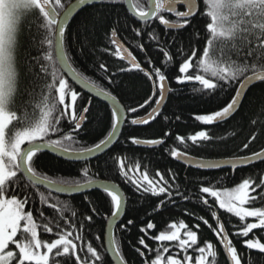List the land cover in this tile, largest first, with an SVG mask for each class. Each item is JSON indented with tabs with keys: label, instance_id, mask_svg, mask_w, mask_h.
<instances>
[{
	"label": "snow or ice",
	"instance_id": "6c2138e0",
	"mask_svg": "<svg viewBox=\"0 0 264 264\" xmlns=\"http://www.w3.org/2000/svg\"><path fill=\"white\" fill-rule=\"evenodd\" d=\"M116 7L120 0H101ZM129 15L140 27L115 21L109 29L111 48L102 51L124 62L127 66L118 69L120 73L139 72L150 84V94L142 103L125 107L106 87L91 79L73 64L66 47V33L70 21L79 15L78 10L93 5V0H0V264H105V253L113 258V264H129L121 251L115 232L109 236L108 246H94L93 240L85 235L86 224L90 225L93 215L78 217L77 212L66 201L53 193H80L98 184L110 204L109 224L115 228L120 220L127 197L117 183L97 181L90 175V168H82L83 179L53 178L39 169L38 161L48 151L59 152L76 161H87L118 139L121 125L127 113L146 111L143 117H134L131 125H150L161 116L168 96L174 91L169 84V76L164 69L174 63L175 56L182 57L178 73L174 77L177 85L198 84L194 92L213 96L231 89L232 94L217 110L196 115L195 119L204 125H213L229 119L242 106L246 90L253 82L264 83V0H125ZM196 18L205 21L206 43L202 50L189 46L185 52L178 48L173 54L162 41L158 32L147 31L156 24L165 33L186 30ZM93 26L106 19L103 15L91 17ZM87 23V22H86ZM87 27L85 31H87ZM130 31L134 38L147 35L156 43L162 53L161 66H155L151 57L147 58L150 70L142 66L137 56L119 38V33ZM200 39V33H194ZM141 53L146 45L136 43ZM83 50V49H82ZM98 70L106 78L108 85L115 83L116 72L109 71L104 62ZM72 81V83H70ZM73 84L87 89L96 97H103L110 103L111 130L91 146H83L77 136L88 120L92 106L89 98L78 111L77 101L81 92ZM165 120L167 116L163 117ZM176 120L180 117L176 116ZM66 121L68 129L62 124ZM253 124L256 121H252ZM56 136L57 138H52ZM171 132H164V137ZM250 135L243 149L256 140ZM133 145H163L164 138L139 139L130 137ZM175 140L183 146L165 149L174 160L186 162L198 169H217L224 165L235 170L254 161H264V150L251 155L236 156L221 161H207L189 155L187 149L212 142L214 137L206 130H200L187 137L177 134ZM189 141L191 144H189ZM126 157L115 156L116 171L126 183L130 182L137 192L159 197L166 195L169 200L175 195L183 200L189 196L180 191L177 176L168 170L169 179L157 170L154 179L147 168L140 171V164L126 166ZM199 187L196 198L204 205L216 222V227L203 216L197 217L215 234L226 259L230 264H242L237 247L218 215L219 210L238 219L240 227L232 236H240L244 247L264 254V235H255L254 230L264 232V176L257 179L246 178L238 185L218 188L215 185ZM47 189V194L40 191ZM39 197L40 207L35 209ZM209 198L215 203H210ZM85 200H88L85 197ZM93 214L99 215L97 208L88 201ZM165 204L160 200L156 210ZM259 204L260 206H255ZM45 208L53 215H46ZM70 214V215H69ZM188 214V213H186ZM253 218L255 222H247ZM134 221L120 223L119 228L127 231ZM156 225L149 221L140 227L143 234L133 245L142 264H217L218 253L210 241L200 245L198 232L189 228L183 220L170 223L165 230L149 235ZM195 229L200 225L195 224ZM41 231L54 238H41ZM253 234V238H249ZM148 240L156 242L150 247ZM95 241H101L95 235ZM167 242V244L165 243ZM175 248V251H173ZM189 250L195 255L189 254ZM182 254V255H181Z\"/></svg>",
	"mask_w": 264,
	"mask_h": 264
},
{
	"label": "trees",
	"instance_id": "16d2710c",
	"mask_svg": "<svg viewBox=\"0 0 264 264\" xmlns=\"http://www.w3.org/2000/svg\"><path fill=\"white\" fill-rule=\"evenodd\" d=\"M141 2L143 3L144 0H141ZM129 13L125 0H120V4L116 7L102 2L94 3L92 6H87L82 11H79V15H76L75 19L70 21V28L66 33V47L69 49L74 66L91 79L106 87L109 91H112L114 95H117V98L126 108L142 103L150 94V84L142 73L118 72L119 67H126L127 65L102 50L105 47H112L109 43L108 33L110 27L115 26L117 19L121 23L126 22L140 27ZM101 14L106 19L93 26L91 17ZM204 26V19L196 18L186 30L166 34L161 26L154 24L147 31H151L154 28L160 34L162 41L167 42L166 46L173 54L177 52L178 48H183L187 53L190 51L189 46L191 45L198 49L199 55V51L202 50L206 43L204 39L206 36ZM86 27L87 31H85ZM196 32L200 33V39L195 37L194 33ZM119 38L137 56V59L140 60L146 70H150L147 64L148 57H151L155 66H161L162 53L157 50L156 43L149 40L147 35L134 38L133 33L124 31L119 33ZM138 42L146 45L144 53H141L135 47ZM181 61L182 57L175 56L174 63L169 64L164 69L169 76L170 87L174 91L169 94L161 116L157 117L150 125L134 126L130 124L132 118L142 116L150 109H141L138 113H128V118L124 123L118 141L111 149L99 157L88 161H71L46 152L38 161L39 169L53 176V178L82 180L81 170L87 166L90 168V175L93 179L112 180L121 185L127 197V205L124 217L120 223L126 224L128 219H132L134 223L129 226L127 231L120 230L119 223L114 232L120 243L121 251L129 264H142L133 247V245H137L138 239L143 235L139 231L140 227L146 226L149 221L153 222L156 227L153 230H149V235H155L159 231L165 230L170 223L179 224L181 220L189 228L198 232L201 246H203L204 241H210L214 244L218 253L217 264H229L226 254L215 234L202 221L197 219V217L203 216L205 219H208L213 227H216V222L211 218L209 210L196 198L199 187L202 186L201 182H203V186H210L209 182H211V185H215L218 188H232L242 182L243 179H257L259 176H264V161L238 168L235 171H232L231 168L202 170L188 167L178 160H174L165 151V149L172 147H178L180 150L185 151L183 146L179 145L175 140V136L179 134L187 137L200 130L208 131L214 137V140L199 147L191 146L186 150L189 154L197 157H235L251 154L264 148V83L257 82L249 88L242 106L229 119L213 125H204L200 121H197L195 116L217 110L232 94L231 89L227 92L208 96L192 90L193 87H199L198 84L177 85L174 77L178 73V66ZM100 62H104L109 66L110 73H117L114 77V84L108 85L106 78L98 70ZM73 86L76 87L77 91L81 92V98L77 101L79 111L80 108L87 104L91 96L79 89L75 84ZM87 115L88 120L76 137L83 146H91L111 130V111L107 103L97 98H92V106ZM164 116H167L168 119L165 120ZM176 116H179L180 119L176 120ZM252 121H256V123L253 124ZM62 124L65 129H68L69 126L66 121H62ZM166 131L171 132V136L165 138L164 132ZM252 134L257 136L256 140L249 145L248 149H243V144L248 142ZM130 137H137L139 139L164 138L165 143L155 147H140L133 145L130 142ZM52 138L57 137L53 136ZM189 144H191L190 141ZM115 156L126 157V166H134L136 163H139L140 171L143 172L147 168L149 176L154 179H158V177H155V172L159 170L171 182L168 175V170L171 169L177 176L180 191L188 195L189 199L183 200L176 196L175 186L173 187V198L171 200L166 195L156 197L151 194L137 192L130 182L126 183L118 175L113 162V157ZM40 191L47 194L48 190L41 187ZM53 195L61 200H66L77 212L78 217L81 214L93 215L92 223L90 225L86 224L85 235L87 239L93 240L94 246L105 245L106 216H110V204L101 189H94L72 196L56 193H53ZM85 197L88 200H85ZM89 200L97 208L99 215L91 212ZM160 200H164L165 204L157 211L156 205L159 204ZM209 200L210 203H213V207H215L214 201L211 198ZM255 206L260 205L257 204ZM30 207L34 209V215L38 216L35 212V209L40 207L38 196L36 197L35 204H31ZM45 214L53 215V212L45 208ZM218 215L221 221L225 223L233 244L237 247L238 254L243 257L242 264H264V254H260L256 250H247L243 245L245 238L231 235L236 228L240 227L238 219L231 216V214L225 213L223 210H219ZM247 222H254L253 218H249ZM195 224L200 225L199 229L193 227ZM254 234L259 236L264 235V232L257 229L254 230ZM95 235H100L101 241H95ZM41 238L51 240L54 237L41 231ZM249 238H253V234H250ZM146 242L149 243L150 247L155 248L157 246L156 242L147 238ZM165 243L167 244V242ZM173 251H175V248H173ZM189 254L195 255L192 250H189ZM105 264H113L108 253H105Z\"/></svg>",
	"mask_w": 264,
	"mask_h": 264
},
{
	"label": "water",
	"instance_id": "95a60500",
	"mask_svg": "<svg viewBox=\"0 0 264 264\" xmlns=\"http://www.w3.org/2000/svg\"><path fill=\"white\" fill-rule=\"evenodd\" d=\"M98 2H101V0H93V4L94 3H98ZM125 4H126V2H125ZM126 7H127V9H128V6H127V4H126ZM129 10V12H130V9H128ZM78 11H80V10H78ZM123 42V41H122ZM126 46V45H125ZM127 47V46H126ZM257 82L256 81H254L253 82V85L254 84H256ZM252 85V86H253ZM79 89H81V90H83V91H85L86 93H88L90 96H91V99L92 98H97V99H99V100H101V101H103V102H105V103H107L109 106H110V103L109 102H107V101H105L104 100V98L103 97H96L94 94H92V93H90L87 89H83V88H81V87H79L78 85H76ZM251 86H249V88H250ZM249 88L246 90V93H247V91L249 90ZM122 103V102H121ZM146 114H144V115H142V116H139V117H143V116H145ZM127 118H128V113H127ZM127 120V119H126ZM126 122V121H125ZM124 122V123H125ZM223 122V121H222ZM124 123L121 125V131L119 132V134H118V139H119V137H120V134H121V132H122V129H123V126H124ZM220 123V122H219ZM139 126H144V125H139ZM118 139L116 140V141H114V143L112 144V145H110L109 146V148H107V149H105L102 153H97V154H95L94 156H92V157H90L88 160H91V159H94V158H97V157H99L100 155H102V154H104L105 152H107L109 149H111L114 145H115V143L118 141ZM138 146H140V147H155V146H157V145H155V146H148V145H138ZM261 150H264V148H262ZM261 150H259V151H261ZM48 152H50V153H52L51 151H48ZM52 154H54V155H56V156H58V157H60V158H63V159H67V160H71V161H76L75 159H73L72 157H70V156H61V154L59 153V152H57V153H52ZM252 154V153H251ZM251 154H247V155H251ZM189 155H191V154H189ZM191 156H194V155H191ZM242 156H245V155H242ZM195 157H197V156H195ZM236 157V156H235ZM235 157H220V158H204V157H197V158H200V159H203V160H207V161H221V162H223V161H225V160H227V159H231V158H235ZM87 160V161H88ZM81 161H83V160H81ZM179 161V160H178ZM179 162H181V163H183L184 165H186V166H188V167H193V166H191V165H188L186 162H183V161H179ZM257 162H259V161H254V162H252L251 164H249V165H252V164H254V163H257ZM249 165H247V166H249ZM247 166H240V167H238V168H242V167H247ZM193 168H196V167H193ZM224 168H230L229 166H227V165H224L223 167H221V168H217V169H202V170H218V169H224ZM237 168V169H238ZM198 169V168H197ZM232 171H235V170H233V169H231ZM97 181H106V182H108V183H117V182H115V181H112V180H107V179H96ZM117 184H119V183H117ZM120 185V184H119ZM120 188H121V191H123L124 192V190H123V188L121 187V185H120ZM94 189H100L99 188V186H98V184H96V185H93L90 189H85V190H83L82 192H80V193H56V194H59V195H66V196H72V195H77V194H82V193H85V192H88V191H91V190H94ZM125 193V192H124ZM126 195V194H125ZM127 205V204H126ZM125 211H126V207H125V210H124V212H123V214H122V216H121V218H120V220L117 222V225L121 222V220H122V218L124 217V214H125ZM116 225V226H117ZM116 226H115V228H116ZM115 228H113L110 224H109V222H108V220H107V224H106V230H105V246L107 247L108 246V241H109V236H110V234L112 233V232H114V230H115ZM226 254V253H225ZM108 255H109V257H110V259L112 260V262L114 261V258L108 253ZM229 261V260H228ZM229 264H230V261H229Z\"/></svg>",
	"mask_w": 264,
	"mask_h": 264
},
{
	"label": "rangeland",
	"instance_id": "374dc122",
	"mask_svg": "<svg viewBox=\"0 0 264 264\" xmlns=\"http://www.w3.org/2000/svg\"><path fill=\"white\" fill-rule=\"evenodd\" d=\"M253 221H254V219H253ZM255 222V221H254Z\"/></svg>",
	"mask_w": 264,
	"mask_h": 264
},
{
	"label": "bare ground",
	"instance_id": "6f19581e",
	"mask_svg": "<svg viewBox=\"0 0 264 264\" xmlns=\"http://www.w3.org/2000/svg\"><path fill=\"white\" fill-rule=\"evenodd\" d=\"M105 239V238H104Z\"/></svg>",
	"mask_w": 264,
	"mask_h": 264
}]
</instances>
